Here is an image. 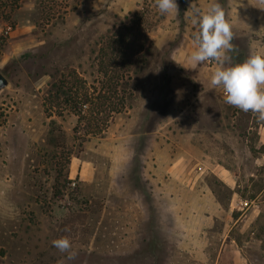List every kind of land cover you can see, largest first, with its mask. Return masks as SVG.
<instances>
[{"label": "rangeland", "instance_id": "374dc122", "mask_svg": "<svg viewBox=\"0 0 264 264\" xmlns=\"http://www.w3.org/2000/svg\"><path fill=\"white\" fill-rule=\"evenodd\" d=\"M176 2L178 15H162L155 0H0V264H264V146L225 100L208 115L182 98L199 88L172 60L182 43L195 48L192 3L222 6L231 64L264 53V0ZM134 17L147 36L126 109L98 137L53 117L64 137L50 145L52 78L74 69L98 86L100 42ZM63 236L72 261L52 246Z\"/></svg>", "mask_w": 264, "mask_h": 264}, {"label": "trees", "instance_id": "16d2710c", "mask_svg": "<svg viewBox=\"0 0 264 264\" xmlns=\"http://www.w3.org/2000/svg\"><path fill=\"white\" fill-rule=\"evenodd\" d=\"M136 17L100 42L95 58L101 78L98 86L87 82L74 69L56 72L42 103L44 114L51 119L50 145H57L64 137L53 117L64 119L73 115L77 118L76 135L98 137L107 131L114 115L126 109L131 94L129 85L137 74L136 62L144 54L147 36L141 27L143 17ZM66 157L69 162L71 153Z\"/></svg>", "mask_w": 264, "mask_h": 264}, {"label": "clouds", "instance_id": "9594fccd", "mask_svg": "<svg viewBox=\"0 0 264 264\" xmlns=\"http://www.w3.org/2000/svg\"><path fill=\"white\" fill-rule=\"evenodd\" d=\"M162 15L179 12L176 0H155ZM191 23L197 26L194 35V50L186 58V69L195 70L199 65L214 61L219 65L211 74L210 85L222 88L225 103L244 113H253L258 121H264V53L253 50L242 62L231 64L229 52L238 51L233 45L232 25L226 19L219 3L213 2L207 11L193 5L185 12ZM228 65V66H225ZM52 246L72 261L77 253L67 236L52 240Z\"/></svg>", "mask_w": 264, "mask_h": 264}, {"label": "crops", "instance_id": "0c3cea01", "mask_svg": "<svg viewBox=\"0 0 264 264\" xmlns=\"http://www.w3.org/2000/svg\"><path fill=\"white\" fill-rule=\"evenodd\" d=\"M193 50H194V47H192V49L190 50V49L185 48L184 44L182 43L181 47H180V51L178 52V55L174 56L172 59L173 62L179 66H186V58L188 55H190V53ZM188 70L192 72V74H189L190 78H191V80H190L191 83L196 84V86L199 89L197 91H195V94H196L195 96L190 95V94H192V92L191 93L189 91L184 92V96H182V98H188V100L191 98H194L196 100L195 103L199 107L203 106L204 108H206L204 110H206V113H208V115H209V113L212 114L213 113L212 110H214V107L210 106L209 103H212L214 105L215 104L221 105V104H223L222 101L224 100V97L222 96V94L220 92H218L217 90H215V87H212L210 85V78H211L212 73H207V72H209L210 70L215 71L214 67H207L205 64H203V65H199L195 70H192V69H188ZM161 93L162 92L155 93L154 97L157 99L158 98H160V99L159 100L155 99V101H152L151 106H150L151 108L159 105V103L162 100V96H163V93L162 94ZM152 95H153V92H152ZM167 97H168V95H167ZM179 97H181V96H179ZM207 98H209L210 100L207 101L206 100ZM179 103H182V101H180ZM183 103L190 104V102L189 103L186 102V99L183 100ZM228 106H230V105H228ZM231 107L234 108L237 116H240V117L245 116L246 117L247 123H248L247 127H246L247 132H250L252 130H256L257 135H258V144L264 146V122H259V123H257L256 126H254L253 122H254L255 114H253L251 112L244 113L236 107H233V106H231ZM218 114H219L218 116H220V118H221L222 113L219 112ZM215 117H216V114H215ZM234 119H236L237 122L234 120L233 123L237 124L238 126H241L240 125L241 123H240L238 117L237 118L234 117ZM186 124H187L186 128H191V126L189 125L190 122L186 123ZM238 126H236V127H238ZM166 127L168 129H174V128H180V125L176 124L174 122V119L172 118V119L167 120ZM236 127H234V129H236ZM238 128H241V127H238ZM238 143L241 145L243 144L247 147V144L249 143L248 138L245 137L243 142H240L238 140ZM183 144H186L187 146H189V138L188 137H185V136L183 137Z\"/></svg>", "mask_w": 264, "mask_h": 264}, {"label": "water", "instance_id": "95a60500", "mask_svg": "<svg viewBox=\"0 0 264 264\" xmlns=\"http://www.w3.org/2000/svg\"><path fill=\"white\" fill-rule=\"evenodd\" d=\"M8 86V80L0 73V92Z\"/></svg>", "mask_w": 264, "mask_h": 264}]
</instances>
